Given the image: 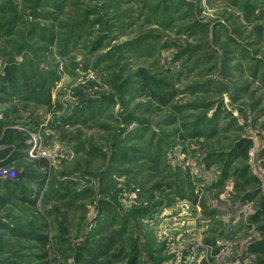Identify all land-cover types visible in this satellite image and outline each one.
Segmentation results:
<instances>
[{
	"label": "rangeland",
	"instance_id": "1",
	"mask_svg": "<svg viewBox=\"0 0 264 264\" xmlns=\"http://www.w3.org/2000/svg\"><path fill=\"white\" fill-rule=\"evenodd\" d=\"M0 169V264H264V0H0Z\"/></svg>",
	"mask_w": 264,
	"mask_h": 264
},
{
	"label": "trees",
	"instance_id": "2",
	"mask_svg": "<svg viewBox=\"0 0 264 264\" xmlns=\"http://www.w3.org/2000/svg\"><path fill=\"white\" fill-rule=\"evenodd\" d=\"M14 68L12 69H7V75L5 77H3V80H4V83H8V85L11 87V88H14L15 85L17 84V80L16 79V75H14L13 71ZM17 187V183L16 182H11V183H5L4 184V191L5 192H11V189L13 188H16ZM263 208H264V204H263ZM41 244H43V246H45V242H44V239L40 236H37L36 238ZM91 255H94L95 253H99V256H102V250L101 248H96V250H94L93 252H89ZM87 255V254H86ZM129 264H136V262H134V258L131 259L130 263Z\"/></svg>",
	"mask_w": 264,
	"mask_h": 264
},
{
	"label": "built area",
	"instance_id": "3",
	"mask_svg": "<svg viewBox=\"0 0 264 264\" xmlns=\"http://www.w3.org/2000/svg\"><path fill=\"white\" fill-rule=\"evenodd\" d=\"M18 176V173L11 169H0L1 180H14Z\"/></svg>",
	"mask_w": 264,
	"mask_h": 264
},
{
	"label": "crops",
	"instance_id": "4",
	"mask_svg": "<svg viewBox=\"0 0 264 264\" xmlns=\"http://www.w3.org/2000/svg\"><path fill=\"white\" fill-rule=\"evenodd\" d=\"M6 183L8 182V183H11V182H13V181H11V180H7V181H5Z\"/></svg>",
	"mask_w": 264,
	"mask_h": 264
}]
</instances>
